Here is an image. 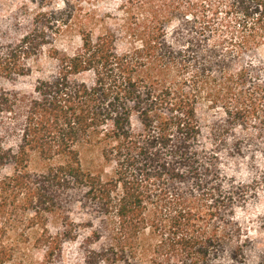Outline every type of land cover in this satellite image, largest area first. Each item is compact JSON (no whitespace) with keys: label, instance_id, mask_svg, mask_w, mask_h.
Returning a JSON list of instances; mask_svg holds the SVG:
<instances>
[{"label":"trees","instance_id":"obj_1","mask_svg":"<svg viewBox=\"0 0 264 264\" xmlns=\"http://www.w3.org/2000/svg\"><path fill=\"white\" fill-rule=\"evenodd\" d=\"M46 1L0 18L1 216L40 220L47 258L77 211L85 264H264V0H121L71 54ZM45 52L55 72L32 90L1 84Z\"/></svg>","mask_w":264,"mask_h":264},{"label":"rangeland","instance_id":"obj_2","mask_svg":"<svg viewBox=\"0 0 264 264\" xmlns=\"http://www.w3.org/2000/svg\"><path fill=\"white\" fill-rule=\"evenodd\" d=\"M51 1V2H50ZM65 1L67 4H64ZM50 8H56L66 20L68 28L57 38L56 46L63 53L71 54L80 47L81 41L78 29L88 24L97 35L107 26L104 20H109V14H116L121 0H47ZM0 18L19 7L35 10L37 0H0ZM30 75L19 79L15 85H10L2 80L5 87H15L24 92L32 90L36 80L42 77L51 76L55 72L54 62L48 57L47 52L38 60L30 62ZM82 167L95 174L108 178L113 173V165L105 163L101 157L98 147H81L79 149ZM38 164H32V169H38ZM6 226L3 244L9 249L8 261L4 264H85L83 261L85 239L89 236L90 230L87 227V217L75 211L72 216L71 229L79 236L76 242H66L62 252L53 258H47L39 242L41 234L40 220H26L20 218L9 223L7 217L0 214V227ZM257 237L262 238L261 234Z\"/></svg>","mask_w":264,"mask_h":264}]
</instances>
